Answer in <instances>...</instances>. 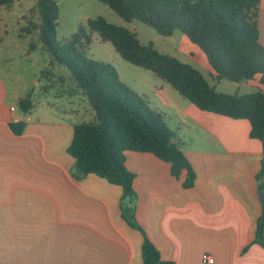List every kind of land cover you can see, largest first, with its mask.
I'll return each instance as SVG.
<instances>
[{
	"label": "crops",
	"instance_id": "obj_1",
	"mask_svg": "<svg viewBox=\"0 0 264 264\" xmlns=\"http://www.w3.org/2000/svg\"><path fill=\"white\" fill-rule=\"evenodd\" d=\"M259 23L264 45V0ZM199 48L180 51L212 77ZM239 84L264 91L259 76ZM172 88L163 84L156 91L165 107L175 101ZM5 91L0 82V264H144V236L122 215V187L95 174L78 180L71 173L74 126L95 121L92 106L80 110L72 97L73 109L65 111L47 102L39 120L32 116L35 103L32 114L19 115L6 104ZM177 118L186 130L178 129L176 142L195 171V184L184 188L186 171L176 178L153 153L127 151L138 224L163 261L204 264L209 254L214 264H264V248L254 242L263 209L261 141L251 138L248 121L192 103L179 108ZM15 122L26 123L20 136L11 128Z\"/></svg>",
	"mask_w": 264,
	"mask_h": 264
},
{
	"label": "trees",
	"instance_id": "obj_2",
	"mask_svg": "<svg viewBox=\"0 0 264 264\" xmlns=\"http://www.w3.org/2000/svg\"><path fill=\"white\" fill-rule=\"evenodd\" d=\"M126 22L140 21L159 35L170 37L175 31L199 46L214 73L215 81L241 83L260 77L264 85V45L260 42V6L262 0H100ZM14 0H0L10 7ZM40 40L54 61L65 65L82 88L95 111V121L74 126L68 154L74 159L72 175L81 180L91 174L106 178L123 189L122 215L129 225L143 233L144 264H173L163 261L159 249L143 232L135 218L137 195L135 175L125 165L126 152L153 153L168 162L176 178L186 171L183 187L195 184L196 174L186 154L177 144L178 133L167 126L164 115L150 107L139 93L123 83L116 67L88 58L83 51L92 43V34L113 44L115 51L134 66L149 70L170 84L180 96L204 112L232 119H244L251 127L250 136L262 143L263 160L257 176L259 192H264V91L225 95L209 84L199 69L178 58L161 54L154 44H142L137 35L125 27L112 25L99 17L81 25L67 42L57 38L60 16L56 0L37 1ZM24 116L35 105L29 96L19 101ZM22 135L26 123L11 124ZM257 222L255 243L264 248V198Z\"/></svg>",
	"mask_w": 264,
	"mask_h": 264
},
{
	"label": "rangeland",
	"instance_id": "obj_3",
	"mask_svg": "<svg viewBox=\"0 0 264 264\" xmlns=\"http://www.w3.org/2000/svg\"><path fill=\"white\" fill-rule=\"evenodd\" d=\"M37 1L14 0L10 7L0 6V82L6 90L5 102L8 106L16 107L17 114L23 115L19 101L31 96L37 106L32 116L41 120L42 114L49 110L47 102L54 105V110L65 111L73 109L74 105L69 103L72 97L75 98L76 106L80 110L91 105L85 91L77 85L68 68L55 62L46 51L45 45L40 40L39 30H31L33 25L41 23ZM56 2L60 11L57 24V38L60 42L71 40L81 25L103 17L112 25L132 31L142 44L152 43L159 53L176 57L179 61L196 67L219 93L247 95L258 91L257 87L226 80L215 81L205 69L180 51L188 45L196 48L199 46L191 43L178 30L173 36H161L154 28L140 21H124L100 0H56ZM91 36L92 43L83 47L88 58L107 62L116 67L121 81L143 96L151 108L162 113L168 127L176 132L181 128L184 132L186 128L179 122L177 116L179 108L185 110L190 102L172 88L175 101L171 103V108L163 106L156 91L163 84L171 87L170 84L155 77L149 70L124 60L115 51L113 44L103 41L100 34L93 33ZM167 99L170 100L169 97ZM64 117L67 118V115ZM47 121L52 120L49 118Z\"/></svg>",
	"mask_w": 264,
	"mask_h": 264
},
{
	"label": "built area",
	"instance_id": "obj_4",
	"mask_svg": "<svg viewBox=\"0 0 264 264\" xmlns=\"http://www.w3.org/2000/svg\"><path fill=\"white\" fill-rule=\"evenodd\" d=\"M11 109H12V111H15L14 107H12ZM202 260H203L204 264H214L215 263L214 257H212L209 254H204L203 257H202Z\"/></svg>",
	"mask_w": 264,
	"mask_h": 264
},
{
	"label": "water",
	"instance_id": "obj_5",
	"mask_svg": "<svg viewBox=\"0 0 264 264\" xmlns=\"http://www.w3.org/2000/svg\"><path fill=\"white\" fill-rule=\"evenodd\" d=\"M259 196L263 199L264 198V192H260Z\"/></svg>",
	"mask_w": 264,
	"mask_h": 264
}]
</instances>
